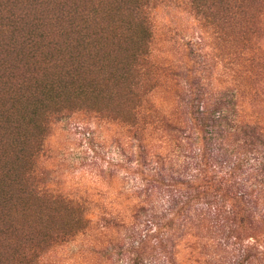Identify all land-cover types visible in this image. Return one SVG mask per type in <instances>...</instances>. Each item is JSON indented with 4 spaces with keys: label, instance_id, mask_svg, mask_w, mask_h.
Instances as JSON below:
<instances>
[{
    "label": "rangeland",
    "instance_id": "rangeland-1",
    "mask_svg": "<svg viewBox=\"0 0 264 264\" xmlns=\"http://www.w3.org/2000/svg\"><path fill=\"white\" fill-rule=\"evenodd\" d=\"M215 1L211 27L191 0L148 2L161 70L147 98L182 135L159 124L135 131L108 112L55 121L39 179L102 216L80 221L45 198L24 205L0 178L9 196L0 199V264H264V148L233 126L251 118L264 129V0H240L235 23L219 18ZM121 100L96 104L121 113ZM212 175L221 186L202 187Z\"/></svg>",
    "mask_w": 264,
    "mask_h": 264
},
{
    "label": "trees",
    "instance_id": "trees-1",
    "mask_svg": "<svg viewBox=\"0 0 264 264\" xmlns=\"http://www.w3.org/2000/svg\"><path fill=\"white\" fill-rule=\"evenodd\" d=\"M149 1L0 0V178L18 187L24 205L32 197L45 198L75 211L80 221L84 213L102 216L89 210L76 193L59 191L49 179H39L42 171L37 162L55 121L80 112H108L104 115L108 119H119L135 131L159 124L163 130L182 135V127L159 116V108L147 98L156 86L151 85V76L161 70L154 71L152 60ZM220 2L221 20L235 23L244 14L240 0ZM191 3L198 9L197 16L199 10L205 13L199 19L211 27L213 16L220 13L218 3ZM117 97L127 107L121 113L96 104ZM257 125L250 118L235 121L233 126L259 140L264 148V129ZM154 157L160 158L156 153ZM223 181L212 175L204 177L201 186L219 188ZM189 186H193L191 180ZM0 199L6 202L9 196L2 193ZM134 208L141 211L142 206ZM21 211L28 212L22 206ZM64 234L57 231L54 236ZM78 235L69 233L72 241ZM26 238L30 234L24 232Z\"/></svg>",
    "mask_w": 264,
    "mask_h": 264
}]
</instances>
